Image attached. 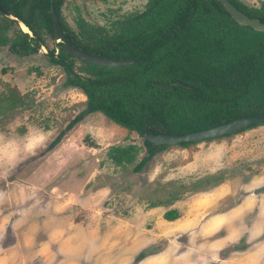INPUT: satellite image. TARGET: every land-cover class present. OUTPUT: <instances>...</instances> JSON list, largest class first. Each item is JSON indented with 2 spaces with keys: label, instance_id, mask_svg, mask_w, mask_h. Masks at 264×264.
<instances>
[{
  "label": "rangeland",
  "instance_id": "374dc122",
  "mask_svg": "<svg viewBox=\"0 0 264 264\" xmlns=\"http://www.w3.org/2000/svg\"><path fill=\"white\" fill-rule=\"evenodd\" d=\"M147 2L65 0L62 16L76 31L79 18L111 28ZM44 39L28 56L0 44V264H233L264 246V125L169 146L139 173L143 138L100 112L48 150L87 98L63 86L66 73L48 56L59 43ZM130 145L136 160L117 166L110 148ZM173 209L179 218L166 220Z\"/></svg>",
  "mask_w": 264,
  "mask_h": 264
},
{
  "label": "trees",
  "instance_id": "16d2710c",
  "mask_svg": "<svg viewBox=\"0 0 264 264\" xmlns=\"http://www.w3.org/2000/svg\"><path fill=\"white\" fill-rule=\"evenodd\" d=\"M228 1L264 23V2L260 7H250L240 0ZM64 2L0 0V7L32 34L0 13V44L22 56L38 52L45 46V35L55 37L54 6L73 47L95 56L138 63L102 67L76 60L61 49V43L57 50L51 49L50 61L66 73L63 86L81 89L87 106L48 150H53L86 116L100 112L143 138L147 155L133 168L139 173L169 147L150 143L146 139L149 133L181 136L241 117L264 118V32L239 25L219 0H148L143 11L115 20L111 28L79 18L77 31L62 16ZM13 26L17 29L15 36L9 37L8 30ZM175 82L183 85L159 87ZM138 152L135 145L113 146L108 155L117 166H124L132 164ZM178 217L176 210L164 214L169 221ZM146 256L147 251H142L135 263Z\"/></svg>",
  "mask_w": 264,
  "mask_h": 264
},
{
  "label": "water",
  "instance_id": "95a60500",
  "mask_svg": "<svg viewBox=\"0 0 264 264\" xmlns=\"http://www.w3.org/2000/svg\"><path fill=\"white\" fill-rule=\"evenodd\" d=\"M219 1L224 6L225 10L230 14L232 19L235 22H237L239 25L250 27L258 32H264V23L261 22L259 19L248 17L247 15L239 11L228 0H219ZM0 13H2L7 18L16 21L19 25H21L23 31L32 35L29 29L22 22H20L17 18L13 17L4 8L0 7ZM51 13L53 18V23L55 28V38L57 43H61V49L64 50L67 54H69L73 58H75L76 60L87 64H92L102 67H123L138 63V61L114 60L100 56H95L73 47L65 37L59 16L54 6H52ZM181 85L183 84L180 82H175L169 85H164V86L160 85L159 87L173 88L175 86H181ZM263 122H264V118L241 117L231 122L221 124L219 126L210 129L200 130L197 132H192L181 136H173L168 134L155 135L153 133H149L146 136V139L155 146H164V145L180 146L183 143H199L207 140H214L226 136L237 135L247 130L250 126L255 124L260 125Z\"/></svg>",
  "mask_w": 264,
  "mask_h": 264
},
{
  "label": "crops",
  "instance_id": "0c3cea01",
  "mask_svg": "<svg viewBox=\"0 0 264 264\" xmlns=\"http://www.w3.org/2000/svg\"><path fill=\"white\" fill-rule=\"evenodd\" d=\"M117 126H119V125H117ZM250 130H252V129H250ZM245 131H248V130H245ZM42 185H46V184H42ZM55 187H56V185H52L51 189L55 188ZM40 189L43 192V195H42L43 199H47L48 198L45 194L50 195L51 199H54V196L52 194H48V192H46V188L41 186ZM48 200L50 202H52L49 198H48ZM168 211H170V210H168ZM177 219H175V220H177ZM175 220H173V221H175ZM240 257H242L241 260L240 261L239 260L234 261L233 264H264V246L261 245L256 250H252V251H249V252L247 251V252L241 254Z\"/></svg>",
  "mask_w": 264,
  "mask_h": 264
}]
</instances>
